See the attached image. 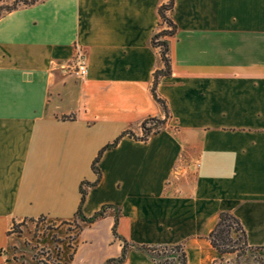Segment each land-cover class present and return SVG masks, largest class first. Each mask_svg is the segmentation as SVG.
Segmentation results:
<instances>
[{"label": "crops", "instance_id": "crops-1", "mask_svg": "<svg viewBox=\"0 0 264 264\" xmlns=\"http://www.w3.org/2000/svg\"><path fill=\"white\" fill-rule=\"evenodd\" d=\"M168 1L43 0L0 19V264L34 263L21 232L39 221L57 264H108L124 242L110 264H157L141 247L177 245L187 264H216L224 212L264 264V0H174L166 117L152 39ZM149 119L164 125L144 142ZM120 137L81 207L105 209L88 224L81 184Z\"/></svg>", "mask_w": 264, "mask_h": 264}, {"label": "trees", "instance_id": "trees-1", "mask_svg": "<svg viewBox=\"0 0 264 264\" xmlns=\"http://www.w3.org/2000/svg\"><path fill=\"white\" fill-rule=\"evenodd\" d=\"M39 2H34L29 6L35 5ZM174 0H169L167 4L163 5L159 9V15L161 19L160 26L163 27L165 26L166 29L161 30L152 39V45L155 48L160 49L162 61L164 64V68L160 71H156L154 75V86H153V95L155 100L162 106V108L165 111L166 117H168V111H167V106L164 100H162L158 94H157V85L160 82L161 79L163 78H169L171 76L172 70H171V60L169 57L170 53V48H169V42L168 38L173 37L176 34L177 27L173 23V21L168 17V12L172 11L174 8ZM18 10L17 8H12L5 10V13L0 12V19L4 17L5 15ZM164 125V122L158 119H149L145 121L142 125V130H143V136L139 138V140L146 142L152 135L159 133L161 127ZM130 135L133 136L132 134L126 133L125 135ZM122 136V137H123ZM121 140V137L118 138L113 144L108 145L105 147L98 157L95 159L93 163V171L96 173L98 176V179L95 183H82L80 187V192H81V204L80 208L77 212V217L79 219H82L84 222L91 224L95 222L97 219L101 218L104 216L105 209H103L101 212L97 213L95 216H93L90 219H85L82 216V211L81 207L84 204L87 196V192L90 188L95 187L100 179H101V173L98 168V163L103 155V153L109 149H112L116 147ZM117 223L114 227V233L117 235ZM240 234V237L237 240L233 239L232 234ZM210 243L212 247L220 254V260L224 258L225 255L228 254H233L237 251L236 247L240 246L243 247V249L250 250L251 252L254 253L253 250H251L248 247L247 240H246V233L240 223V221L235 218L233 215L229 213H221L219 215V220L212 231V233L209 236ZM241 247V248H242ZM145 252L148 253V255L152 258L154 262L157 264H187V254L184 250V247L182 245H177V246H161V247H141ZM128 250V244L124 242V249H123V254L121 258L118 260H113L110 261V263H122L126 259V254ZM219 263V262H218ZM216 263V264H218Z\"/></svg>", "mask_w": 264, "mask_h": 264}, {"label": "rangeland", "instance_id": "rangeland-1", "mask_svg": "<svg viewBox=\"0 0 264 264\" xmlns=\"http://www.w3.org/2000/svg\"><path fill=\"white\" fill-rule=\"evenodd\" d=\"M43 0H0V12L5 13V10L12 8H22L31 5L34 2H41ZM27 229L19 232L24 233L25 243L28 251L33 254L34 263L31 264H57L55 259L48 257V252L45 248L40 249L39 245L36 244L35 239L39 236H45L48 233L47 226H41V221L35 223H27ZM233 239L237 240L240 234H232ZM40 240V239H39ZM242 246L236 247L237 251L233 254L225 255L219 264H262L261 260L249 249H243Z\"/></svg>", "mask_w": 264, "mask_h": 264}, {"label": "built area", "instance_id": "built-area-1", "mask_svg": "<svg viewBox=\"0 0 264 264\" xmlns=\"http://www.w3.org/2000/svg\"><path fill=\"white\" fill-rule=\"evenodd\" d=\"M88 72H89V67L86 56L80 50V48H76L73 73L78 78L85 79L88 76Z\"/></svg>", "mask_w": 264, "mask_h": 264}]
</instances>
